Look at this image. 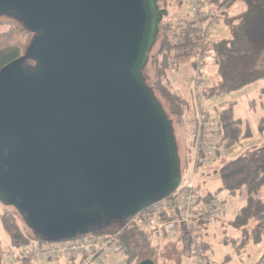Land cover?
Listing matches in <instances>:
<instances>
[{
  "label": "water",
  "instance_id": "water-1",
  "mask_svg": "<svg viewBox=\"0 0 264 264\" xmlns=\"http://www.w3.org/2000/svg\"><path fill=\"white\" fill-rule=\"evenodd\" d=\"M166 14L157 0H0L31 33L0 67V203L37 238L123 223L180 185L173 122L143 74Z\"/></svg>",
  "mask_w": 264,
  "mask_h": 264
},
{
  "label": "trees",
  "instance_id": "trees-1",
  "mask_svg": "<svg viewBox=\"0 0 264 264\" xmlns=\"http://www.w3.org/2000/svg\"><path fill=\"white\" fill-rule=\"evenodd\" d=\"M157 2L159 4V0ZM162 2L163 7L161 8L169 9L171 12L163 16L164 19L162 18L159 24L156 39L158 49L154 58L156 80L150 87L153 91L160 93L165 102L161 104L167 115L172 122L176 120L180 123L179 125L183 126L184 133H189L187 122L189 117L191 118L194 131L191 140L193 149L196 120L192 99L174 88L170 74L183 62H191L192 68L194 67V58L199 49L201 35L197 23L191 19L188 12L184 13L183 1L162 0ZM238 2L242 3L243 9L237 14H231L233 5ZM204 8L214 12L219 11L218 20L227 31L226 36L221 39L213 38L212 33L210 42L204 48L202 78L204 81L203 95L206 101L213 95L229 94L264 77V0H205L203 10ZM19 55L16 49L0 51V67ZM170 58H174L177 64L169 65ZM259 97L264 107V90L260 91ZM234 107V102L228 104L218 111L217 116L222 131V144L226 150L240 145L243 139L252 135L249 121L237 117ZM259 122L261 128L264 129V117H261ZM189 149L185 146V154L180 162L181 170L186 169L192 161L193 150L190 155ZM240 160L248 163L249 168L246 173L249 177L245 179V185L240 191L245 197V204L231 221L232 227L240 233V241L237 242L236 248H243L249 243H260L264 233V200L258 196L259 190L264 186V146L254 152H248L236 161ZM196 188L198 204H203L212 196L217 195L216 193L214 195L200 193L197 184ZM17 215L24 227L13 216L5 215L4 211L0 213V229L8 237V247L21 250L23 246L43 242L28 229L18 213ZM218 218L219 216L212 220ZM208 222L200 221V225ZM82 236H113L121 246V253L125 256L127 264H139L143 260H149L152 264H166V260H170V257L161 253V242L156 239L155 235L137 224H112L94 229ZM199 236V243L207 257V262L212 264L208 255L210 246L202 233ZM185 237L189 251L190 242L186 231ZM165 240H167L166 243L176 242L169 238L163 239L162 242L165 243ZM4 253L5 249L2 248L0 242V264H4ZM28 261L29 259L19 258V264H28ZM174 262V264L178 263L176 259ZM258 264H264V256L258 260Z\"/></svg>",
  "mask_w": 264,
  "mask_h": 264
},
{
  "label": "built area",
  "instance_id": "built-area-1",
  "mask_svg": "<svg viewBox=\"0 0 264 264\" xmlns=\"http://www.w3.org/2000/svg\"><path fill=\"white\" fill-rule=\"evenodd\" d=\"M193 21L197 23L201 41L194 58V67L190 81L192 106L194 109L196 130L193 143L191 163L193 169L185 170V178L168 197L153 202L149 207L131 218L123 225L137 224L155 235L160 242L165 238L174 239L179 227H183L190 242V264H208L207 257L199 243L200 221H210L225 212V201L217 195L212 196L203 204L197 203V188L195 170L207 166L212 159L221 155L226 149L222 144V131L218 121V114L214 115L205 105L204 81L202 78L204 48L211 40L214 27L218 24L219 11L205 13V0H181ZM177 62L169 59V65ZM182 175V173H181ZM121 253V246L113 236L90 237L82 236L60 241L37 242L32 246H23L21 250L5 248L4 264H19L23 257L31 261L47 260L49 258L65 257L72 259L76 256L84 257L88 263L97 257Z\"/></svg>",
  "mask_w": 264,
  "mask_h": 264
},
{
  "label": "rangeland",
  "instance_id": "rangeland-1",
  "mask_svg": "<svg viewBox=\"0 0 264 264\" xmlns=\"http://www.w3.org/2000/svg\"><path fill=\"white\" fill-rule=\"evenodd\" d=\"M185 4V2H183ZM159 6L163 7L162 0H159ZM167 10L171 12V10ZM166 14V15H167ZM164 19V18H163ZM31 38V33L25 30L22 25L14 19L0 16V51H7L16 49L19 54H21L26 45L28 44ZM158 49V40L153 45L151 51L149 52V59L146 66L143 69V74L146 79V83L149 86H153L156 80L155 64L154 58ZM189 63H181L176 71L172 73L181 74V80L183 83H187V76L190 70ZM185 68H183V66ZM179 69V70H178ZM192 69V67H191ZM264 90V77L256 80L246 87H242L234 91L232 94L236 103L234 108L235 115L241 117L242 119H248L250 122V127L252 135L246 139H243L242 143L236 147H233L228 153L226 158H221L219 155L218 158H214L213 161L207 165L198 167L195 170V181L198 185V190L200 193H216L218 197L225 201V218L234 216L237 212L238 205L241 203L239 192L242 190L245 185V179L249 176L246 171L249 168V165L246 161L239 160L243 158L248 152H254L256 149H259L264 146V129L261 128L259 119L264 117V107L260 104L259 93ZM157 98L162 104H165L164 99L161 97L158 91H154ZM184 94V93H183ZM231 95V96H232ZM180 123L176 120H173V131L177 141V152L180 162L185 154V146H188L190 155L192 154V145L191 140L193 137V122L189 117L187 122L189 133H184L183 126L179 125ZM251 149V150H250ZM226 151V150H225ZM224 151V152H225ZM253 154V153H252ZM193 169V164L189 163L187 171ZM182 177L185 178V170L182 169ZM259 195L264 199V186L260 189ZM4 211L5 215L9 217H14L16 221L24 227L21 222L20 217L17 215L15 209L11 206H4L0 203V213ZM236 229L232 226L225 225V227L215 228L210 230L208 235L210 236V243L213 246V252L215 258L221 254L225 255L226 253L230 255L232 261L231 263L235 264L237 255L234 251V243H223L225 236H233L236 234ZM8 241L7 235L2 229H0V242L2 245H6ZM163 241V240H162ZM162 241H160L162 243ZM5 247V246H4ZM263 251L264 252V233L262 236V242L257 246H251L245 248L244 251L239 253H246V251ZM175 244L173 242L165 243L161 249V253L166 255V257L176 258L174 256ZM226 254V255H227Z\"/></svg>",
  "mask_w": 264,
  "mask_h": 264
},
{
  "label": "crops",
  "instance_id": "crops-1",
  "mask_svg": "<svg viewBox=\"0 0 264 264\" xmlns=\"http://www.w3.org/2000/svg\"><path fill=\"white\" fill-rule=\"evenodd\" d=\"M183 9H184V13L188 12L186 7H185V5L183 6ZM242 9H243L242 3L238 2V3L233 5L230 13L231 14H237ZM204 12L205 13H212L214 11L204 8ZM226 34H227V31L224 29V27H222L221 22L218 20V24L214 28L213 38L221 39V38L225 37ZM185 66L186 65H184L183 68H185ZM190 66L192 67V64ZM191 67H190L191 71L188 72L187 83L186 84L182 82L181 74L175 73V72L170 74V79H171V82H172V85L174 86V88L179 90V92L184 93L185 96H187L188 98H191L190 82H189L190 77H191L192 72H193V68L191 69ZM233 93L234 92H231L229 94H216V95H213V96H211L210 98H208L205 101V105L210 110V112L212 114L217 115L218 111L220 109L226 107L230 103L234 102L235 106H236L237 102L235 101V99H234V97L232 95ZM246 120H248V119H246ZM234 147H236V146H234ZM231 149H233V147ZM231 149H228L225 152H223L221 154L222 156H220L221 158H218V157H215V158H218L219 160L223 159V158H226L228 153L231 151ZM212 161H213V159H212ZM259 192H260V190H259ZM259 192H258V196L261 197L259 195ZM203 194H206V193H203ZM209 194L214 195L215 193H209ZM239 195H240L239 199H240L241 203H239L237 212H236V214L234 216H231V217L228 216V217L225 218V215H224L225 212H224L222 215L219 216L218 219L209 221L207 224L200 225L202 236H204V239L207 241V243L210 246V250H208V255H209V257H210V259L212 261V264H234V263H231L232 259H231L230 255H228L227 253H226L227 255L226 254L225 255L221 254L220 256L215 258V254L213 252V246L210 243V236L208 235V233L212 229H215V228H218V227L223 228L227 224H228V226H232L231 225V221L235 218V216L239 212L240 208L245 204L244 195L241 192H239ZM173 240L176 241L174 243L175 244L174 256L176 258H170V260H166L165 263L166 264H174L175 263L174 261L176 259L178 261L177 264H190V255H189V251H188V245H187V242H186L185 230H184L183 227H179L178 228L177 236ZM166 241L167 240H165L164 242L166 243ZM222 241H223V243H233V246H234V243L237 244V242L240 241V233L238 231H236V234H234L233 236H230V237L229 236H225V238ZM261 242H262V240H261ZM162 243L160 244V248H163V246L165 244V243H163V244ZM260 243H258V244H260ZM258 244L249 243L243 248H236L237 245H235L233 247L234 251H235V253L237 255V259L235 261V264H258V260L262 256H264V252L263 251H260V250H258V251H253V250L246 251L245 250L246 253H242V254L239 253L240 251H244L245 248H249L251 246H257ZM1 245H2V243H1ZM7 247H8V241H7L6 245H2L3 249H5ZM180 254H181V256H180ZM28 264H127V262H126L125 256L122 253H116V254H110V255H106V256L97 257L96 259H94L93 261H90L88 263H85L83 257L79 255V256H76V257H74L72 259H67L65 257H60V258H49V259H47L45 261L44 260H37V261L29 260Z\"/></svg>",
  "mask_w": 264,
  "mask_h": 264
},
{
  "label": "flooded vegetation",
  "instance_id": "flooded-vegetation-1",
  "mask_svg": "<svg viewBox=\"0 0 264 264\" xmlns=\"http://www.w3.org/2000/svg\"><path fill=\"white\" fill-rule=\"evenodd\" d=\"M21 54H22V53H21ZM21 54H20V55H21ZM20 55H19V56H20Z\"/></svg>",
  "mask_w": 264,
  "mask_h": 264
}]
</instances>
